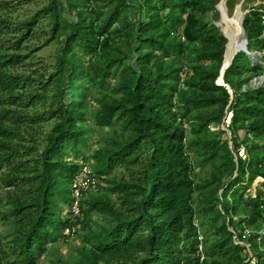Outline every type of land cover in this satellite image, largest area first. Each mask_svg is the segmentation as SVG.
Listing matches in <instances>:
<instances>
[{"label":"trees","instance_id":"trees-1","mask_svg":"<svg viewBox=\"0 0 264 264\" xmlns=\"http://www.w3.org/2000/svg\"><path fill=\"white\" fill-rule=\"evenodd\" d=\"M219 2L49 0L14 22L11 4L0 0V264H40L67 227L94 214L110 224L86 239L79 264H264L245 246L264 249L256 234L264 183L246 198L264 178V88L243 90L251 79L242 80L264 69L241 52L224 76L233 99L216 84L227 39L206 19L215 12L219 20ZM228 7L234 11L235 2ZM250 9L247 47L264 56V3ZM40 34L45 46H60L55 71L21 72L32 65ZM92 100L98 127L112 135L87 156ZM228 112L235 153L225 131L210 129ZM201 164L214 170L197 184ZM84 165L101 180L118 169L128 177L105 179L108 194L83 200L74 217L72 185Z\"/></svg>","mask_w":264,"mask_h":264},{"label":"rangeland","instance_id":"rangeland-1","mask_svg":"<svg viewBox=\"0 0 264 264\" xmlns=\"http://www.w3.org/2000/svg\"><path fill=\"white\" fill-rule=\"evenodd\" d=\"M11 4L10 7V16L13 19L14 22H22L25 20L31 19L34 15H36L40 10H42L49 2V0H7ZM230 1V0H229ZM235 2V6L239 5L243 2V0H233ZM263 0H256L254 3H250V1L244 3L243 5V11L247 12L250 11L252 6L261 5ZM219 4V3H218ZM231 6V5H230ZM231 10V7L230 9ZM234 11H229L230 15L233 14ZM215 12L210 13L207 21L212 22L214 25L216 22H219L220 20V14H219V20H215ZM45 32L48 33L49 26H45ZM47 38V35L40 34V38L35 39L31 45L33 47H36L38 50L34 51L32 53V65L26 68L21 69V72L27 71L28 73H33L34 71H39V73H46V75L53 73L55 71L54 65L56 61V55L60 48L59 44L57 42H53L49 45H44L45 39ZM256 53L258 52H250V59L252 60L254 65L263 66L264 69V56L262 54L256 56ZM89 60V59H87ZM185 65L187 63H184ZM189 74L192 73V70L190 67H188ZM31 71V72H30ZM262 77V76H261ZM263 77H264V70H263ZM258 78V77H257ZM251 79L249 83H247L244 86L243 90H247L249 87L251 88H264V82L262 83H256L255 79L251 74L246 73L242 80ZM114 84V81H113ZM108 93L111 92L109 89L107 91ZM106 92V93H107ZM111 94V93H110ZM95 95L97 97H101L103 95V91L98 90L95 92ZM67 99L69 100L71 97V94L67 93ZM99 108L98 102L96 100L91 101V107H90V115H89V121L86 124L87 127L90 128L89 133V142L88 147L84 149V152L87 156H92L95 151L108 146L109 144V137L112 135V131L110 129H102L99 128L95 119V111ZM230 116L229 113L226 114V116ZM225 116V117H226ZM225 120V118H224ZM50 125H47L45 127L46 131H49ZM227 125L223 124L220 127H217L215 125L211 126V131L214 133L219 132L220 130L224 131L223 129H226ZM226 132V131H225ZM229 137V146L234 152V146L231 142V133L226 132ZM243 138H245V134L242 135ZM263 142L260 144L262 145ZM244 148H241L239 150V156L243 157L244 159ZM235 153V152H234ZM82 161V160H80ZM93 164H91L92 166ZM214 170L213 164H206V165H198L194 175L196 183H202L205 180L210 179L212 171ZM122 176L128 177V174L126 171L122 169H118L114 172L112 176L109 178L103 177L101 180L100 186L88 192L83 200L86 201L91 198H100L102 196H105L108 194V186L109 184L105 181V179H112V178H121ZM263 189V183L260 181V179H256L254 182L251 190L246 194V198L249 195H253V197H256L257 190ZM2 194V187L0 184V195ZM222 192L220 193V195ZM196 207L200 208V195L199 193H196L194 196ZM221 209V206L219 207ZM1 211H5V206H1ZM199 210V209H198ZM244 215L241 216H235L234 219L238 223L240 219H242ZM81 221L83 222L82 225L78 226V232L74 237H67L63 236L59 239V241L49 247V251L45 258L41 261L40 264H79L84 259V252L87 251L90 248L89 243L87 242V238L92 235L93 233H97L100 231H103L105 228H107L110 224V219L98 214H94L90 219H85L84 217H81ZM5 230L4 224L0 221V233L3 234ZM257 231L256 228H248L245 232V237L248 238L249 234L248 232L254 233ZM252 255H256L259 259H264V249L260 251L259 249L252 248Z\"/></svg>","mask_w":264,"mask_h":264},{"label":"water","instance_id":"water-1","mask_svg":"<svg viewBox=\"0 0 264 264\" xmlns=\"http://www.w3.org/2000/svg\"><path fill=\"white\" fill-rule=\"evenodd\" d=\"M246 2V0H243V2L239 5L235 6L234 12L232 15H230L229 13V7H228V3L229 0H220L219 4L216 6V12H218L220 14V20L219 22L215 23V26L217 28L220 29V31L222 32V34L225 36V38L227 39V45H226V52H225V56H224V61H223V65L220 71V76L216 82L217 85L219 86H223L226 87L227 90L229 91L231 98L233 99L234 96V91L232 90V88L227 85L224 81V76L226 71L232 66L233 61L235 60V58L238 56L239 53L244 52L247 55H250V52L248 50V36L246 33V30L244 28V22L245 19L247 17V15L249 14V12H244L243 11V5ZM242 15L241 19L239 20L238 24L236 25V17L238 15ZM235 23V25H234ZM234 28H238L237 32L234 33ZM239 35V36H238ZM242 36L243 37V46L239 47V45L237 44V39ZM229 50H232V52H234L233 54V59L230 62V66L226 68L227 64H226V56L227 53L229 52ZM258 55H260L259 53H256V56L258 57ZM228 119V115L225 117L224 120V125L226 124ZM226 132H229V129H223ZM231 139V137H230Z\"/></svg>","mask_w":264,"mask_h":264},{"label":"built area","instance_id":"built-area-1","mask_svg":"<svg viewBox=\"0 0 264 264\" xmlns=\"http://www.w3.org/2000/svg\"><path fill=\"white\" fill-rule=\"evenodd\" d=\"M264 3V0L262 1L261 5ZM261 5H254L252 6V8H256L259 7ZM253 11L252 9L250 11H248L249 13ZM260 12L263 14V20H264V11L260 10ZM256 83H262L264 82V77H258L255 79ZM230 116H228L226 125L227 128L229 129L231 123H232V118H233V113L232 112H228ZM244 154H245V150H244ZM245 157V155H244ZM262 168L264 169V164L262 166ZM260 181L262 183H264V178L263 177H259ZM101 184V179L100 177L94 172V170L92 169V167L90 165H84L80 174L78 175V177L76 178L75 182L72 185V191H73V205L71 208V212L73 214L74 217H80L81 216V205H82V201L84 196L92 191L97 189ZM78 232V226L75 225H70L69 227H67L65 229V236L67 237H74ZM251 232H248V234H250ZM258 235V243L261 244L262 243V239L264 238V226L261 230H259L257 233ZM247 247V249L250 252V258H253L252 252L250 251V246L249 245H245ZM253 262L255 263L256 260L253 259Z\"/></svg>","mask_w":264,"mask_h":264},{"label":"bare ground","instance_id":"bare-ground-1","mask_svg":"<svg viewBox=\"0 0 264 264\" xmlns=\"http://www.w3.org/2000/svg\"><path fill=\"white\" fill-rule=\"evenodd\" d=\"M241 16L242 15H238L237 17H236V25L238 24V22H239V20L241 19ZM235 23H234V25H235ZM237 29L238 28H234V33H236L237 32ZM239 36V35H238ZM243 37L242 36H240L238 39H237V44L239 45V47H242L243 46ZM233 54H234V52H232V50H229V52L227 53V56H226V64H227V66H226V68L227 67H229L230 66V62L232 61V59H233Z\"/></svg>","mask_w":264,"mask_h":264}]
</instances>
